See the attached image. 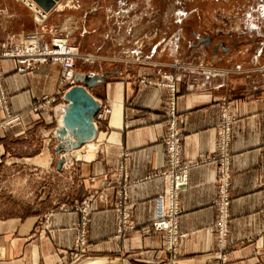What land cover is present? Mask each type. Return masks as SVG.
<instances>
[{
    "label": "crops",
    "instance_id": "obj_1",
    "mask_svg": "<svg viewBox=\"0 0 264 264\" xmlns=\"http://www.w3.org/2000/svg\"><path fill=\"white\" fill-rule=\"evenodd\" d=\"M27 1L35 4L0 0V51L22 40L24 33L40 32ZM65 1L43 11L46 21L72 33L74 18L61 19L69 13ZM248 29L244 24L243 35L237 36L231 28L217 31L212 41L197 46L201 55L196 60L179 62L177 78L172 79L180 157L191 164L187 184L179 192L181 235L173 253L166 249V233L152 226L157 198L166 189L160 172L169 169L164 143L169 90L140 81L142 76L165 78L171 68L152 57L92 51L100 54L98 63L107 72L104 83L88 90L111 113L96 122L95 143L101 148L95 157L71 159L62 170L57 167L60 155L48 153L51 143L54 149L58 144L51 134L58 120L55 116L52 122L46 107L38 114L41 118L32 109L43 96L55 95L59 66L46 63L19 74L14 61L1 60L10 112L21 113L22 119L3 125L0 110V264H66L75 258L74 226L80 214L70 207L90 195L87 249L105 257L95 256L105 263L109 258L114 264H172V259L174 264H264V19L262 37L246 35ZM122 42L119 33L112 44ZM224 108L235 120L228 145L226 247L220 250L215 198ZM57 110L59 115L62 109ZM122 208L129 210L134 226L124 235L116 231Z\"/></svg>",
    "mask_w": 264,
    "mask_h": 264
},
{
    "label": "rangeland",
    "instance_id": "obj_2",
    "mask_svg": "<svg viewBox=\"0 0 264 264\" xmlns=\"http://www.w3.org/2000/svg\"><path fill=\"white\" fill-rule=\"evenodd\" d=\"M63 6L69 13L63 16L61 19L68 16L73 17V21H75L76 26L75 31L69 33L68 31H65V29L60 30L57 24L46 21L47 14L42 26H39V31L41 33L44 31L43 34L48 44L51 40L50 31H52V33L65 38L67 43L72 48L77 50L79 56L74 61L75 85L84 84L83 80L80 78V75L89 77L96 76V82L93 84V86L104 83L106 80L105 72L107 71H102V66H100L98 63L101 61V59L98 57L100 54H93L91 53L92 51L100 53L104 50H113L117 54L119 53L124 55L123 57H135L138 59H148L149 57H152L154 58L153 61H156L155 63L160 62L162 65H168L171 68V72H168L165 78L151 79L147 76H142L140 78L141 82L155 84L156 86L166 89L164 83L171 82L170 79L177 78L176 74L179 73L178 71L181 68L179 62L196 60L201 55L199 49H197V46L212 41L213 36L217 31L231 28V30L234 32V35H243L242 30L243 25L245 24L249 28V32L246 35L253 36L254 38H259L263 35L261 34L260 29L262 26V19H264V0H66ZM31 32H36V30ZM119 33L123 35V42L120 45H113L112 42ZM21 36H25V33ZM38 36L41 38L39 33ZM15 42L16 41L11 43L9 42L8 45L0 51V61H14L16 73H28L37 69L40 65L46 63L57 64L59 66L57 90L55 95L43 96L32 108L34 113L38 115L43 110V108L46 107L47 110L51 111V120L55 123V116L57 118L58 113L57 109H61L60 105L64 103V91L71 86L70 82H65V74L62 64L58 61H52L48 59L47 61L38 63L32 69L20 72V65L16 58L3 57L4 52L9 50V48L12 47ZM94 61L97 62L93 65V67L90 66L89 63ZM113 62L116 63L118 60L115 59ZM110 73H113V71ZM170 85L173 86L172 83ZM91 86H87L88 89ZM0 87L1 92L3 93V96L1 97L3 101L2 103L4 104V106H0V110L5 115V119L1 123L3 125H7L20 121L22 119L21 113L11 114L10 112L5 88L3 85V74L1 72V68ZM170 96L171 93H169V98ZM106 109H110L111 112L110 107L102 106V108L96 113L95 122H100L106 119L108 115L104 117L98 116L99 112H102ZM38 116L40 117V115ZM100 148L101 146L96 144L94 148L95 153H93L92 158L95 157ZM54 150L53 143H51L48 150L50 156L55 155ZM71 159L73 158L67 155V160L63 165L62 170L68 166V163ZM160 175L164 178L161 172ZM261 175L263 180V190V161ZM65 179H67V177L63 176V180ZM229 179L230 174L228 172L227 224L229 220L230 203ZM217 197L218 193L216 198ZM92 200L93 196L90 195L88 197L82 198L80 201L70 207L80 214V220L74 226L75 233L73 239V248L75 249L74 253L76 256L72 260H69L66 264H79L81 261L95 256L103 257L95 253H89L87 249L88 247L85 238L86 226L88 216L90 214V204ZM180 213L181 210L178 214V217ZM129 217V210L127 208H122L121 217L118 218V223L120 222V224H117L116 229L117 233L120 235H124L134 230V226L131 224ZM152 226L155 229L153 222ZM79 239H82V242L77 244ZM106 264L114 263L111 262L109 258H106Z\"/></svg>",
    "mask_w": 264,
    "mask_h": 264
},
{
    "label": "built area",
    "instance_id": "obj_3",
    "mask_svg": "<svg viewBox=\"0 0 264 264\" xmlns=\"http://www.w3.org/2000/svg\"><path fill=\"white\" fill-rule=\"evenodd\" d=\"M44 33V31H42ZM41 32H34V40H23V43L19 44L18 40L5 51L3 57L6 58H16L20 65V72L32 69L35 65L40 62L47 61L48 59L52 61H58L62 64L64 69V79L66 83L72 85L74 80L70 79L67 69L71 67V64L67 61L70 55L66 50L56 49L59 46L54 44V40H59L60 35L55 33L51 34V40L48 44L43 37L39 38L37 34ZM30 34H25L21 36L27 38ZM40 39V40H38ZM17 46L20 47L18 53L16 52ZM74 57V56H73ZM92 75V74H91ZM171 82L164 83V86L169 90L171 96L169 98L168 104V115L169 121L167 126V136L165 139V145L167 150L169 169L161 172L164 176L166 182V189L164 193L157 198L158 204V214L153 221V225L156 230H161L166 233V249L168 252L173 253L177 244V240L181 235L178 231V214L180 212L178 197L179 192L186 186L188 181V168L191 166L190 163H182L180 158L181 153V143L180 136L181 133L177 128L176 124V112L174 104V83L172 79ZM172 83L173 86L170 84ZM3 93L0 87V106H4L2 103ZM110 113V109H106L98 113L99 117H104ZM235 120V116L228 113L224 108L221 113L219 136H218V151L220 156V167H219V190L218 197L215 199V203L218 208V220H217V244L220 250L226 247V233H227V219H228V145L231 133V124ZM263 178H264V160H263ZM264 191V183H263ZM82 242V239L78 240V243ZM174 264V259L171 260Z\"/></svg>",
    "mask_w": 264,
    "mask_h": 264
},
{
    "label": "water",
    "instance_id": "obj_4",
    "mask_svg": "<svg viewBox=\"0 0 264 264\" xmlns=\"http://www.w3.org/2000/svg\"><path fill=\"white\" fill-rule=\"evenodd\" d=\"M43 10L48 11L57 0H33ZM84 85L77 84L67 88L63 95L62 124L56 125L51 131L53 138L58 140L55 151L60 155L58 169L66 163L67 154L71 149L80 147L92 140L97 133L95 114L100 110L102 102L85 86L96 82V76H81Z\"/></svg>",
    "mask_w": 264,
    "mask_h": 264
},
{
    "label": "bare ground",
    "instance_id": "obj_5",
    "mask_svg": "<svg viewBox=\"0 0 264 264\" xmlns=\"http://www.w3.org/2000/svg\"><path fill=\"white\" fill-rule=\"evenodd\" d=\"M26 1V0H25ZM33 1V0H32ZM28 2V1H27ZM34 2V1H33ZM35 3V2H34ZM28 4H29V6H30V8L33 10V12H34V14H35V18L37 19V22H38V24H39V26H42V24H43V22H44V20H45V18H46V13L43 11V9L40 7V6H38L36 3V5L39 7H37L35 4H31L30 2H28ZM42 10H41V9ZM34 36H36V35H34V34H30V36H27V38H23L22 40H20V43L19 44H21V43H23V40L25 39V41L26 40H34ZM37 36H38V34H37ZM39 37V36H38ZM40 38V37H39ZM38 40H40V39H38ZM41 41V40H40ZM54 44L56 45V46H59V48L57 47L56 49H59V50H64V51H68L69 52V55H70V57H69V59H67V61L71 64V67H69L68 69H67V71H68V74L69 75H71L70 76V79H73L74 81H75V72H74V61H75V59L79 56L78 55V52H77V50L75 49V48H72L68 43H67V40L65 39V38H63V37H60V39L59 40H54ZM19 50H20V47L19 46H17V49H16V52H14L13 51V53H18L19 52ZM74 56V57H73ZM72 85H75V83L74 84H72ZM71 85V86H72ZM86 87V86H85ZM69 88V87H68ZM87 88V87H86ZM88 89V88H87ZM67 90V89H66ZM65 90V91H66ZM65 91H64V93H65ZM90 92V91H89ZM64 95V94H63ZM101 108H102V106H101ZM100 108V109H101ZM61 109H62V111H61V113L59 114V115H57V120H58V124L57 125H61L62 124V116H63V110H64V108H63V104H61ZM111 113V112H110ZM109 113V114H110ZM109 114H107V115H109ZM95 117H96V114H95V116H94V120H95ZM97 133H98V127H97ZM97 133H96V135H95V137L92 139V140H89V141H87V142H85V143H83L80 147H78V148H74V149H71L70 151H69V153L67 154V155H69L70 157H72L73 159H85V160H89V159H91L92 157H93V153H95V146H96V143L94 142L95 141V139H96V137H97ZM55 139V138H54ZM55 140H57V139H55ZM175 262V261H174ZM79 264H106L105 263V260L104 259H102V258H98V257H92V258H88V259H85V260H83V261H81Z\"/></svg>",
    "mask_w": 264,
    "mask_h": 264
}]
</instances>
